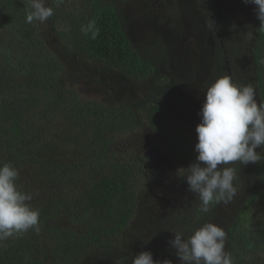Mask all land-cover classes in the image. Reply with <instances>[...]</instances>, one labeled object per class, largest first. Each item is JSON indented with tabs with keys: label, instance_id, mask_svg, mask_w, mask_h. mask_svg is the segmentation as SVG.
Here are the masks:
<instances>
[{
	"label": "trees",
	"instance_id": "obj_1",
	"mask_svg": "<svg viewBox=\"0 0 264 264\" xmlns=\"http://www.w3.org/2000/svg\"><path fill=\"white\" fill-rule=\"evenodd\" d=\"M242 2L48 0L47 37L42 24L25 22L26 0H0V165L19 170L20 189L35 194L30 203L40 210L38 233L0 241V264H132L141 251L179 264L172 231L187 237L219 221L222 202L205 212L178 172L196 159L204 91L225 75L247 83L240 51L253 59L251 85L264 101V28L256 6ZM93 18L95 40L80 32ZM190 28L209 51L207 66L189 56ZM81 83L100 97L87 98ZM146 128L161 147L120 150V136ZM227 166L241 199L224 223L226 251L234 264H264L250 253L264 243V158ZM161 191L159 209L153 196ZM245 213L258 214V237L246 232Z\"/></svg>",
	"mask_w": 264,
	"mask_h": 264
},
{
	"label": "clouds",
	"instance_id": "obj_2",
	"mask_svg": "<svg viewBox=\"0 0 264 264\" xmlns=\"http://www.w3.org/2000/svg\"><path fill=\"white\" fill-rule=\"evenodd\" d=\"M255 5V13L264 28V0H244ZM57 6L63 0H55ZM54 15L48 0H26L25 22L45 24ZM65 32L72 26L65 25ZM83 36L95 40L99 35L96 20L90 19L81 25ZM253 33H247L249 39ZM201 117L196 126L197 140L194 151L195 162L179 169V176L186 179L188 191L198 196L205 212L215 203H230L237 194L235 181L237 172L229 167L239 161L247 166L256 164L264 152V101H257L251 84H237L231 76L218 78L206 90ZM259 149L260 151H257ZM19 170L11 163L0 165V241L18 238L34 230L40 231V210L30 203L34 193L22 191L17 183ZM169 240L175 250L179 264H234L230 252L226 251L227 232L213 222L185 237L183 232L172 231ZM116 264H123L118 260ZM132 264H173L170 259L153 258L151 251L136 254Z\"/></svg>",
	"mask_w": 264,
	"mask_h": 264
},
{
	"label": "rangeland",
	"instance_id": "obj_3",
	"mask_svg": "<svg viewBox=\"0 0 264 264\" xmlns=\"http://www.w3.org/2000/svg\"><path fill=\"white\" fill-rule=\"evenodd\" d=\"M139 1H141V0H139ZM139 1L137 0V2H139ZM130 2H132V0H130ZM242 3L246 4L244 2V0ZM150 12H153V14L157 15L160 12V8H159L158 4L151 5L150 6ZM188 19H189V17H188ZM42 25H43V29H44V34L48 37V33H49V36H50V29L47 27L48 25L46 23L42 24ZM196 29L197 28H195V31H194V29L190 28L189 32H188L187 45L189 46V56L193 55L196 60H198V61L202 60L203 62H201V63L204 66H207L209 63H211V59L208 56L209 51L207 50L206 47L204 50H202L200 48L199 41L196 37L197 35L195 36V33L200 35V32L197 31L199 29H197V30ZM236 60H237V67L241 71V77L247 80L246 84H251V83L255 82V80L253 79V76H254L253 59L251 56L248 55V50L240 51L239 54L236 56ZM77 88L80 91H82L83 94L87 98H99L100 97V96L93 93L94 92L93 89H95V88H93V86L87 87L86 84L84 85L83 83H81L77 86ZM205 97H206V92L204 91L203 97L200 98L201 99L200 102L202 104L205 100ZM256 99L259 102L260 98L257 96V94H256ZM200 107L202 108L201 105H200ZM118 144L121 148L120 150L123 153L130 152V151H136V150L138 151L140 149V153L148 154L152 150H154L155 148L161 147V143H160V140L158 139V137L152 131H150L148 128L144 129V131L139 130V129L137 131L132 130L129 133L120 136L118 138ZM116 146H117V144H116ZM116 148L118 149V147H116ZM257 151H258V149H257ZM235 186L237 187V184ZM240 190L241 189L239 187H237V194L233 198V200L228 204H225L222 202L220 204V206L217 208V211L215 212V214L219 216V221H217L216 224L219 226H222L224 229H225V225H224L225 222H232L234 220V216L236 213V205L239 202V200L241 199ZM165 198H166V194H163L162 191L160 193L155 192V195L153 196V200H156L157 208L160 209L162 207ZM263 210H264L263 207L260 208V210H259V211H261L259 214L262 215L261 216L262 219L264 218V212H262ZM245 218L247 219V223L250 224L249 227H246L247 228L246 232H248L249 235H251V236L253 235L255 237H258L259 234L257 233L256 227H253L251 225V222L254 224L255 221L257 220L258 214L257 213H254V214L253 213L252 214L245 213ZM251 242H252V240H251ZM250 253L252 254V256H255V257L258 256L259 254L264 255V243L263 244L262 243L254 244L253 249L250 248Z\"/></svg>",
	"mask_w": 264,
	"mask_h": 264
}]
</instances>
